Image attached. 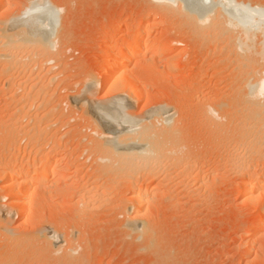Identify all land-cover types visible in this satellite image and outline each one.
<instances>
[{
	"label": "rangeland",
	"instance_id": "1",
	"mask_svg": "<svg viewBox=\"0 0 264 264\" xmlns=\"http://www.w3.org/2000/svg\"><path fill=\"white\" fill-rule=\"evenodd\" d=\"M44 1L60 10L55 46L0 58V264H264V201L247 202L239 185L247 169L264 168V127L248 126L259 117L244 112L243 99L259 64L241 67L234 34L217 18L200 25L154 0H0L1 26ZM237 1L264 8V0ZM144 26L149 43L163 44L129 64L143 98L109 93L105 47H125ZM122 96L158 142L155 165L105 158L93 125L112 127L97 109L116 116L108 105ZM242 141L254 147L243 164ZM44 156L63 163L19 217L10 175L27 181ZM135 177L152 190L140 207Z\"/></svg>",
	"mask_w": 264,
	"mask_h": 264
},
{
	"label": "bare ground",
	"instance_id": "2",
	"mask_svg": "<svg viewBox=\"0 0 264 264\" xmlns=\"http://www.w3.org/2000/svg\"><path fill=\"white\" fill-rule=\"evenodd\" d=\"M154 1L158 2V4H161L163 7L164 6L172 7V8L176 7L188 19H191L197 24L198 23L206 24L209 21L214 20L216 18L219 19L220 21L223 22L226 28L229 31H231L232 34H234L233 36L234 45L233 46L235 48V51L242 58V60H240V62L242 61L241 67L242 66L244 68L247 67L250 70L256 67V66L251 67V65L249 66V62L247 61H250V62L255 61L256 62L255 64L257 63L259 64L257 65L258 68L257 67L255 68L256 69L255 72L257 73L255 80L253 79L254 80L253 82L250 81V82L244 83V89L243 88L242 89L245 90V96L243 99H245V101L246 100L249 101L250 103L248 108L245 107L246 109H244V112L247 113L248 115L253 114L259 117V118H255L253 122H249L250 124L248 123V126L251 125L252 123V126H254L255 129L260 130V133H261V130H263V127H264V116H262V114H264V94H262V90H264V8L260 6L249 5L247 3L239 2L237 0H154ZM26 10H29V9H26ZM59 12L60 10L55 8V6H53L49 2H45V1L44 2H33L32 5H30V10L23 13V15L18 20L11 22V23L7 22L8 24L6 25L3 24V26H1L0 24V56H1L0 58L9 59V57L14 55L15 53H18L19 51H23V50L24 51L28 50L29 52L31 50L36 51L38 49L44 50V49H51V47L53 48L55 46V42L52 41V38H54L55 36L54 33L56 31L55 29L58 27L57 24H58V20L60 17ZM140 28L139 30L136 29V31L137 30L138 31L137 32L135 31L136 33L134 32L132 34L133 36L130 38V40L128 39L129 41L127 40L128 42L125 43V47L124 46L121 47L118 44V42L117 41L115 42L114 40H111V42L108 45L106 44L107 46L105 47L106 57L104 56L105 63H104V69H103L104 70L103 78L105 81V85L108 87L109 93L111 94H116L118 96L119 95L130 96L135 99L143 98V92L141 88L139 87L138 83L135 81V79L133 77H130V78L127 77V72L130 68L129 64H131L135 60L137 61L139 56L140 58L141 56L146 58L148 56H151V54L154 53V51L157 52V49L160 48L162 41L156 39L154 40V42L152 41V43H149L151 34H152L151 33L152 29L147 26L140 27ZM56 44H57V41H56ZM142 47H145V49L141 50ZM124 49H125L126 54L123 53ZM123 55H124V58H123ZM5 63L7 64V62ZM36 87L37 86H35V89ZM85 92L81 94L82 95L81 97H83V95H86V96H89L90 98L91 91L85 90ZM125 96H122L124 98H120V100L117 99L118 101L117 100L113 101V102H116L115 104L113 103L112 105H108V109L112 111L113 110L116 111V112L113 111L114 113H116V116H112V112L111 114L105 113L107 109H104V108H107V105H101V104H99V106L96 105V107L98 106L97 111L100 112L99 113L100 116L103 118L105 114V117L107 118L106 120L104 119L105 121L103 120L102 121L107 122L112 127V129H104V128L99 129V124H97V126L93 125L95 126L94 127L95 133H97L98 135V139L100 140L103 153L106 156L105 158H107V160L111 161L112 163L120 164L129 169L155 165L157 164V161H158L157 157H159L158 156L159 154H157L158 150H156V148L158 149V145H157L158 142H155L156 139H153L152 134L150 136L148 135V132H146L147 131L146 128L148 126L141 125L140 122L142 123V121L134 118L133 115L130 114V109H129L130 106L129 104L126 103L128 99L125 101ZM83 98H86V97H83ZM84 101L87 102L88 99L87 101L84 99ZM82 104H84V102ZM206 108L209 109L208 107ZM165 113L168 114V111H165ZM213 114H210V115L213 116ZM169 120L170 119H167L165 121H169ZM116 125L117 126L120 125V127L122 126L121 129H119V126L116 127ZM100 126L102 127L103 125H100ZM260 133L257 132L256 135H254L255 138L257 139L261 138L262 136L260 135ZM150 138L153 140H151ZM246 142H243V143L240 142L241 146L239 147V149L242 152V154L239 156V159L238 157L237 159H238V162L240 161L242 162L241 164L247 162L250 156L249 154L252 153L253 148H254L252 145L253 143H246ZM31 155H28V156H31ZM45 158L44 160L40 158L41 160H38V164L35 165L33 169H31L32 170L31 176H33L34 178L30 179L31 177L30 176L27 181L21 180L20 182L18 180L20 183L17 182V179H19L20 175L16 177H14L15 175L13 176L14 172L12 171V169L14 167L11 165L12 169L10 171H12L13 174L10 175L11 178L9 177L10 186H8V188L10 187L13 190V193H11L12 196L10 197H13L15 200H17L16 201V204L18 205L17 213L19 217L28 216L31 213V206L34 200V197L31 194V191L34 189H38V187L41 184L43 185V183L45 182L47 183L51 179L56 178L57 173L55 171L63 163V160L55 159L49 164L50 161L46 162L47 158L46 159ZM46 163H48L49 165L47 166ZM20 164H21V161L18 165ZM18 165L15 167V169L19 168ZM15 169L14 171H16ZM244 173H246V178L239 185H241V188L244 189V193H245L244 197H246L245 199L247 200V202L248 201L255 202V200H257L258 198H260V201L261 199L264 201V168L258 169L255 167V169L253 168V170L247 169L246 172ZM5 176L7 175L5 174ZM25 177L27 179L26 175ZM67 179L68 177L65 173L59 176L58 182H65ZM135 179H136L135 181H133L134 179L132 181L136 183V186L138 185L137 186L138 189H136L137 192L135 191V194H133L132 196L133 198L132 197L131 198L133 199V202L135 203V205H138L140 207L146 204L148 200L149 191H152V190H148L149 185L147 186V184H144L143 182L139 181L137 177H135ZM90 195H91V198H93L92 193ZM83 198L82 200H85ZM15 200L12 201L11 199L13 205L15 203ZM133 219L135 218L133 217ZM258 227L261 230L260 232L264 231V214H263V217L261 218V221L258 223ZM256 230L258 231L259 229H256Z\"/></svg>",
	"mask_w": 264,
	"mask_h": 264
},
{
	"label": "snow or ice",
	"instance_id": "3",
	"mask_svg": "<svg viewBox=\"0 0 264 264\" xmlns=\"http://www.w3.org/2000/svg\"><path fill=\"white\" fill-rule=\"evenodd\" d=\"M262 94H264V90H262Z\"/></svg>",
	"mask_w": 264,
	"mask_h": 264
}]
</instances>
